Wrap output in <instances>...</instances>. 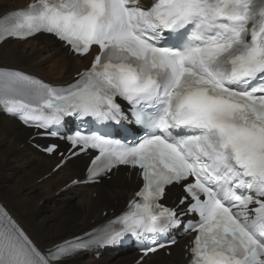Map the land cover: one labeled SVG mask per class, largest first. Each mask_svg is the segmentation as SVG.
<instances>
[{
    "label": "snow or ice",
    "instance_id": "1",
    "mask_svg": "<svg viewBox=\"0 0 264 264\" xmlns=\"http://www.w3.org/2000/svg\"><path fill=\"white\" fill-rule=\"evenodd\" d=\"M39 33L99 53L66 87L0 69V106L52 137L66 117H91L100 127L69 137L98 151L89 181L124 165L143 183L109 226L47 250L0 207V264H63L129 234L147 255L189 214V264H264V0H33L0 19V42ZM129 117L144 134L112 139L109 122ZM173 184L185 195L169 207Z\"/></svg>",
    "mask_w": 264,
    "mask_h": 264
},
{
    "label": "bare ground",
    "instance_id": "2",
    "mask_svg": "<svg viewBox=\"0 0 264 264\" xmlns=\"http://www.w3.org/2000/svg\"><path fill=\"white\" fill-rule=\"evenodd\" d=\"M24 1L0 0V16L23 5ZM89 60L90 56L83 59L69 56L59 43L42 35L24 43L8 40L0 45V68L22 70L60 84L71 82L72 76L85 69ZM31 134L0 113V203L41 250L103 223L106 217L102 213L121 211L120 201L131 197L139 185L133 173L125 175L127 170L122 169L109 182L104 180L100 185L67 189L57 194L67 182L81 175L86 160L77 157L50 174L57 163L55 156L45 157L34 151L26 142ZM47 174L50 176L36 183ZM176 193L178 189L172 186L167 198ZM182 247V243L175 244L169 258L156 253L141 264L182 261ZM135 258L130 251H121L118 256L111 251L104 252L98 260L92 254L83 253L63 264H131Z\"/></svg>",
    "mask_w": 264,
    "mask_h": 264
},
{
    "label": "rangeland",
    "instance_id": "3",
    "mask_svg": "<svg viewBox=\"0 0 264 264\" xmlns=\"http://www.w3.org/2000/svg\"><path fill=\"white\" fill-rule=\"evenodd\" d=\"M46 79H47V78H46ZM48 80H49V79H48ZM83 166H84V165H83ZM39 181H41V180L36 181V183H38ZM39 183H40V182H39ZM94 195H95V194H93V198H95ZM40 205H43V202H41Z\"/></svg>",
    "mask_w": 264,
    "mask_h": 264
}]
</instances>
